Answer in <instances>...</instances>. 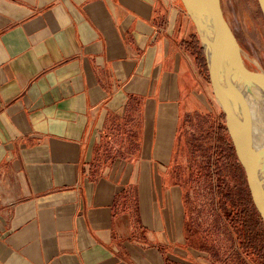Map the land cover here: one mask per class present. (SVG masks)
<instances>
[{"label":"crops","instance_id":"crops-1","mask_svg":"<svg viewBox=\"0 0 264 264\" xmlns=\"http://www.w3.org/2000/svg\"><path fill=\"white\" fill-rule=\"evenodd\" d=\"M205 67L181 0H0V264H216L179 133Z\"/></svg>","mask_w":264,"mask_h":264},{"label":"rangeland","instance_id":"rangeland-1","mask_svg":"<svg viewBox=\"0 0 264 264\" xmlns=\"http://www.w3.org/2000/svg\"><path fill=\"white\" fill-rule=\"evenodd\" d=\"M221 1L247 66L264 72V18L258 0ZM205 71L210 85L206 67ZM207 96L182 116L179 126L183 164L189 168L186 198L191 226L216 264H264V225L224 115L210 91Z\"/></svg>","mask_w":264,"mask_h":264},{"label":"water","instance_id":"water-1","mask_svg":"<svg viewBox=\"0 0 264 264\" xmlns=\"http://www.w3.org/2000/svg\"><path fill=\"white\" fill-rule=\"evenodd\" d=\"M181 2L196 28L213 96L224 115L254 208L264 225V163L244 96L250 82L257 89L264 137V72L247 66L238 39L225 17L221 0ZM258 3L264 18V0H258Z\"/></svg>","mask_w":264,"mask_h":264},{"label":"bare ground","instance_id":"bare-ground-1","mask_svg":"<svg viewBox=\"0 0 264 264\" xmlns=\"http://www.w3.org/2000/svg\"><path fill=\"white\" fill-rule=\"evenodd\" d=\"M246 97L247 104L251 111L252 120L254 122L253 134L256 138L257 146L261 152V156L264 163V137H263V128L262 122L259 119V114L261 112L260 103L258 101L257 89L251 85L250 82L247 83L246 92L244 93ZM264 169V164H263Z\"/></svg>","mask_w":264,"mask_h":264}]
</instances>
